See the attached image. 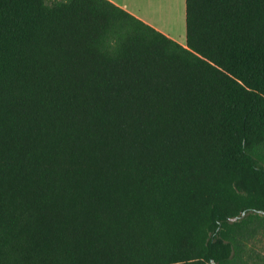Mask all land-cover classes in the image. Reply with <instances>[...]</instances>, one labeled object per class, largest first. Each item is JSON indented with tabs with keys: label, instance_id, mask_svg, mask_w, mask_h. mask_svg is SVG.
Segmentation results:
<instances>
[{
	"label": "trees",
	"instance_id": "16d2710c",
	"mask_svg": "<svg viewBox=\"0 0 264 264\" xmlns=\"http://www.w3.org/2000/svg\"><path fill=\"white\" fill-rule=\"evenodd\" d=\"M184 4L0 0V264H264V0Z\"/></svg>",
	"mask_w": 264,
	"mask_h": 264
},
{
	"label": "rangeland",
	"instance_id": "374dc122",
	"mask_svg": "<svg viewBox=\"0 0 264 264\" xmlns=\"http://www.w3.org/2000/svg\"><path fill=\"white\" fill-rule=\"evenodd\" d=\"M129 5L138 9L141 14L147 19L150 17L154 19L153 22L160 30L161 33H165L172 37L174 41L177 40L179 44H185V6L184 0H127ZM155 3L162 4L163 11L160 10L161 15L155 13L153 8ZM175 8V9H174ZM172 17L169 19V14ZM159 12V13H160ZM166 15V16H165ZM183 16V18H182ZM149 20V19H148Z\"/></svg>",
	"mask_w": 264,
	"mask_h": 264
},
{
	"label": "crops",
	"instance_id": "0c3cea01",
	"mask_svg": "<svg viewBox=\"0 0 264 264\" xmlns=\"http://www.w3.org/2000/svg\"><path fill=\"white\" fill-rule=\"evenodd\" d=\"M110 1L111 3H113L114 5H116L117 7L121 8L122 10H124L125 12H127L129 15L135 17L136 19L142 21L143 23H145L146 25L152 27L153 29H155L156 31L160 32L161 33V30L153 23L155 22L154 19L150 18V17H147V19L141 14V12L136 9L134 6L132 5H129L128 1L127 0H108ZM128 2V3H127ZM185 6V4H184ZM175 9V8H174ZM161 11H163V6L162 4L159 5L158 3H155V7L153 8V11L155 13H158L161 15ZM160 12V13H159ZM165 12V11H164ZM166 14H169V12H165ZM166 16V15H165ZM172 17V14H169V19ZM183 18V16H182ZM149 19V20H148ZM153 22H151V21ZM185 20V19H184ZM163 34V33H162ZM165 36H167L168 38H172L170 37L169 35H166L165 33L163 34ZM174 40V39H173ZM177 43H179L177 40H175Z\"/></svg>",
	"mask_w": 264,
	"mask_h": 264
},
{
	"label": "water",
	"instance_id": "95a60500",
	"mask_svg": "<svg viewBox=\"0 0 264 264\" xmlns=\"http://www.w3.org/2000/svg\"><path fill=\"white\" fill-rule=\"evenodd\" d=\"M243 215H244V214H242V216H243ZM232 220L234 221V220H236V218H235V219H232Z\"/></svg>",
	"mask_w": 264,
	"mask_h": 264
}]
</instances>
